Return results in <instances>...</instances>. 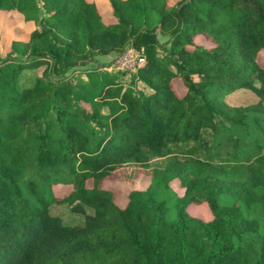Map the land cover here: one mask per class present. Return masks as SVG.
<instances>
[{
  "label": "trees",
  "instance_id": "16d2710c",
  "mask_svg": "<svg viewBox=\"0 0 264 264\" xmlns=\"http://www.w3.org/2000/svg\"><path fill=\"white\" fill-rule=\"evenodd\" d=\"M38 1L37 28V0H0L36 24L0 55V264H264V0H110L112 24ZM129 46L127 83L85 69ZM129 168L150 182L121 208L102 184Z\"/></svg>",
  "mask_w": 264,
  "mask_h": 264
},
{
  "label": "rangeland",
  "instance_id": "374dc122",
  "mask_svg": "<svg viewBox=\"0 0 264 264\" xmlns=\"http://www.w3.org/2000/svg\"><path fill=\"white\" fill-rule=\"evenodd\" d=\"M88 1L96 4L100 14L103 17V21L106 24L116 23L115 19L111 15L110 0H88ZM178 1L181 0H169V4L173 5ZM37 3H39V13L34 15L35 17L34 21L35 23H37V25L33 22L24 23L22 16L17 12L0 13V55L2 57H4L6 53L9 51L12 41H27V39L29 38V34L35 28V25L37 26V28L38 25H41V21L45 17V12H44L43 4L38 0ZM159 40L161 41V43H165V41H167L166 38H162L160 36H159ZM195 42L199 45L206 47L212 45L210 41H207L202 36L197 37ZM116 57L117 55H111L109 57H98L96 63L88 64L87 66H85V69H95V68H100V66H107V67H103L102 70L105 71L109 67L113 68L112 72L108 71V76L110 77L114 76L118 80L127 83L130 79L129 74L123 76L122 72L117 71L116 67H114V63H115L114 59ZM261 62L264 63V54ZM175 88L179 92L184 91L183 84L179 79L175 80ZM227 101L230 105L246 106V105L255 104L257 102V98L250 91L238 90L233 94L229 95L227 97ZM134 170L136 171L138 170V172L136 173V176L133 180H123L126 178L123 179L119 178V179L106 180L102 184L104 189L116 194V204L121 208L126 206V203L128 201V195L132 190L143 191L149 185L150 179L147 175L143 173V171H141L142 169L129 168L127 169V173L129 174ZM172 188L179 195H182L183 191L180 188V184L178 183V181H174L172 183ZM69 190L70 188L66 186L54 187V192L59 198L64 196ZM188 211L190 215H192L193 217L199 218L204 221L211 220V213L206 204H202L200 206L192 205L189 207Z\"/></svg>",
  "mask_w": 264,
  "mask_h": 264
},
{
  "label": "built area",
  "instance_id": "2783aa9c",
  "mask_svg": "<svg viewBox=\"0 0 264 264\" xmlns=\"http://www.w3.org/2000/svg\"><path fill=\"white\" fill-rule=\"evenodd\" d=\"M114 67L117 71L134 75L138 69L141 68L145 62V58L142 52L137 51L133 46H129L121 55L114 59ZM113 68L106 70L112 72Z\"/></svg>",
  "mask_w": 264,
  "mask_h": 264
},
{
  "label": "crops",
  "instance_id": "0c3cea01",
  "mask_svg": "<svg viewBox=\"0 0 264 264\" xmlns=\"http://www.w3.org/2000/svg\"><path fill=\"white\" fill-rule=\"evenodd\" d=\"M28 40V39H27Z\"/></svg>",
  "mask_w": 264,
  "mask_h": 264
}]
</instances>
